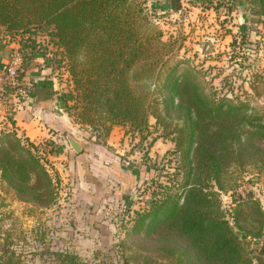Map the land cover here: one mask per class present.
I'll list each match as a JSON object with an SVG mask.
<instances>
[{"label":"trees","instance_id":"1","mask_svg":"<svg viewBox=\"0 0 264 264\" xmlns=\"http://www.w3.org/2000/svg\"><path fill=\"white\" fill-rule=\"evenodd\" d=\"M152 18L139 0H0V43L18 40L68 74L65 110L77 124L105 138L117 126L140 135L154 127L162 132L153 141L174 142V171L165 183L156 175L144 181L156 186L150 206L137 212L120 248L147 242L146 251L178 264H255L245 238L264 237L263 206L249 191L228 214L222 194L248 172L264 176V108L255 103L264 78L251 82L253 94H220L189 60L172 59L177 40ZM30 59L19 68L21 81ZM11 123L0 133V177L22 202L52 206L55 148L45 147L56 144L22 137ZM60 258L82 263L69 252ZM0 264L22 262L11 253Z\"/></svg>","mask_w":264,"mask_h":264},{"label":"rangeland","instance_id":"2","mask_svg":"<svg viewBox=\"0 0 264 264\" xmlns=\"http://www.w3.org/2000/svg\"><path fill=\"white\" fill-rule=\"evenodd\" d=\"M139 1L145 3L167 37L177 40L173 60H189L209 87L220 94L254 93L251 82L256 77L264 78V0ZM8 44L13 45L10 55L18 51L23 59L30 57L28 48L18 40ZM67 75L61 69L55 76L64 107V96H71ZM4 101L0 99L1 104ZM255 103L264 108V92ZM7 120L9 125H4L5 120L0 122V133L13 130L12 119ZM75 126L71 135L65 132L63 137L68 134L82 144V151L72 154L79 162L76 166L64 164L60 169L50 164L59 193L52 206L39 208L22 202L0 177V257L15 253L22 264H63L60 253L69 252L78 255L81 264H178L175 258L163 259L152 249L146 251L147 242L127 249L119 246L137 212L150 206L156 186L144 181L156 175L165 183L168 173L174 171L175 144L171 137L153 141L160 129L154 132L152 127L140 135L127 133L122 127L124 137L114 147L108 142L110 136L105 138L91 128ZM106 150L113 154H101ZM114 160L126 167L141 166L138 183L123 190L122 171ZM244 176L243 185L222 194L228 214L232 200L249 191L264 209V176L252 171ZM245 240L255 264H264V237Z\"/></svg>","mask_w":264,"mask_h":264},{"label":"crops","instance_id":"3","mask_svg":"<svg viewBox=\"0 0 264 264\" xmlns=\"http://www.w3.org/2000/svg\"><path fill=\"white\" fill-rule=\"evenodd\" d=\"M12 46L6 42L0 43V66L10 56ZM26 50H28L27 53L30 54L31 59L25 62L28 64V69L22 79V91L15 92L13 89L6 91L4 104L0 103V111L5 110L3 114H0V122L5 120V125L10 117L15 121L14 127L17 131L29 140L35 143L45 140L53 141L57 146L54 152L49 153V159L55 169H60L67 163L76 166L79 161L72 155L76 153L69 150L70 138L72 137L66 134L65 139L63 133L68 132L71 135L76 129L77 123L65 110L60 90L61 85L55 77L57 70L53 69L55 67L53 66L54 62L46 61L41 53L33 52L31 49ZM122 137H124L122 127H115L108 142L116 147L120 144L119 141ZM86 154H92V152ZM101 154L113 153L106 150L102 151ZM114 163L122 171L123 190L138 183V178L141 175L140 170H129L125 164H121L123 165L121 166L116 160ZM121 181L120 184H122Z\"/></svg>","mask_w":264,"mask_h":264},{"label":"built area","instance_id":"4","mask_svg":"<svg viewBox=\"0 0 264 264\" xmlns=\"http://www.w3.org/2000/svg\"><path fill=\"white\" fill-rule=\"evenodd\" d=\"M20 52L11 54L6 62L0 67V99H4L6 91L13 89L15 92L22 91V81L18 77L19 68L23 62ZM51 149V147H49Z\"/></svg>","mask_w":264,"mask_h":264},{"label":"water","instance_id":"5","mask_svg":"<svg viewBox=\"0 0 264 264\" xmlns=\"http://www.w3.org/2000/svg\"><path fill=\"white\" fill-rule=\"evenodd\" d=\"M70 146L77 154L82 151V144L74 138H70Z\"/></svg>","mask_w":264,"mask_h":264}]
</instances>
